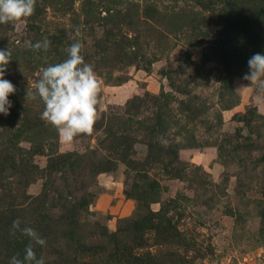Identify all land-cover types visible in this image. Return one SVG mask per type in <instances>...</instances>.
<instances>
[{
	"label": "rangeland",
	"instance_id": "1",
	"mask_svg": "<svg viewBox=\"0 0 264 264\" xmlns=\"http://www.w3.org/2000/svg\"><path fill=\"white\" fill-rule=\"evenodd\" d=\"M76 41L105 106L65 144L26 91ZM7 48L0 264L29 247L44 264H264V92L244 79L264 0H36L0 24Z\"/></svg>",
	"mask_w": 264,
	"mask_h": 264
},
{
	"label": "clouds",
	"instance_id": "2",
	"mask_svg": "<svg viewBox=\"0 0 264 264\" xmlns=\"http://www.w3.org/2000/svg\"><path fill=\"white\" fill-rule=\"evenodd\" d=\"M36 0H0V24L21 22L35 14ZM76 35H79L77 30ZM51 41L47 38L35 44H29L34 50L47 51ZM83 44L72 43L67 49V59L40 69L38 80L31 85L33 91H26V98H39L44 104L41 119L52 125L60 140L72 144L81 135H92L100 119V97L103 81L93 66L85 62L82 55ZM12 52L7 48L0 50V113L9 115L12 102L9 95L14 94L16 86L5 79L8 65L12 61ZM249 73L244 79L264 92V55L254 54L248 61ZM20 221H14L13 227L19 228ZM36 244L45 241L32 228L21 229ZM10 264H44L43 258H37L34 250H25L23 259L12 257Z\"/></svg>",
	"mask_w": 264,
	"mask_h": 264
},
{
	"label": "water",
	"instance_id": "3",
	"mask_svg": "<svg viewBox=\"0 0 264 264\" xmlns=\"http://www.w3.org/2000/svg\"><path fill=\"white\" fill-rule=\"evenodd\" d=\"M104 106H105V97L102 96V97L100 98V105H99V109H100V111L103 109Z\"/></svg>",
	"mask_w": 264,
	"mask_h": 264
},
{
	"label": "trees",
	"instance_id": "4",
	"mask_svg": "<svg viewBox=\"0 0 264 264\" xmlns=\"http://www.w3.org/2000/svg\"><path fill=\"white\" fill-rule=\"evenodd\" d=\"M149 69H150V67H147V68H146V70H149Z\"/></svg>",
	"mask_w": 264,
	"mask_h": 264
}]
</instances>
